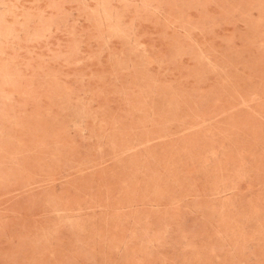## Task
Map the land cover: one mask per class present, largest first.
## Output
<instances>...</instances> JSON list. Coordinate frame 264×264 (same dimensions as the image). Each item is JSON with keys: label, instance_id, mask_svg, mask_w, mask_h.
<instances>
[{"label": "rangeland", "instance_id": "1", "mask_svg": "<svg viewBox=\"0 0 264 264\" xmlns=\"http://www.w3.org/2000/svg\"><path fill=\"white\" fill-rule=\"evenodd\" d=\"M0 264H264V0H0Z\"/></svg>", "mask_w": 264, "mask_h": 264}]
</instances>
